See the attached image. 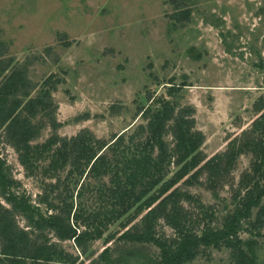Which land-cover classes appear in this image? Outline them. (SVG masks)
I'll use <instances>...</instances> for the list:
<instances>
[{
    "label": "rangeland",
    "instance_id": "obj_1",
    "mask_svg": "<svg viewBox=\"0 0 264 264\" xmlns=\"http://www.w3.org/2000/svg\"><path fill=\"white\" fill-rule=\"evenodd\" d=\"M0 46V86L12 74L26 75L29 82V98L11 100L21 101L16 113L38 130L34 146L59 137L56 148L83 135L99 147L98 142L111 145L124 133L125 142L117 144L115 154L107 152L115 157L126 149L130 155L135 148L129 137L146 125L141 110H154L168 100L177 111H193V131L204 138L196 152L199 164L177 185V204L159 221L157 237L170 242L179 231L201 235L207 228H222L254 184L255 155L246 145L264 133V0H0ZM56 82L63 83L51 91ZM47 90L51 98L45 110L37 107L32 115L23 108ZM168 125L164 141L169 157L163 169L171 179L182 164L177 163L174 122ZM7 132L0 125V159L16 181V193L37 201L51 179L41 168L27 173ZM71 167L58 171L53 181L63 182ZM86 175L73 179L74 211L82 208V229L99 228L100 239L79 248L52 231L31 229L22 213L11 211L16 224L32 239L71 256L73 264H157V246L124 237L141 226L140 219L129 223L124 217L109 225L112 175ZM0 202L11 208L1 193ZM42 210L47 211L45 206ZM256 212L242 221L239 235L258 241L256 264H264V229L261 237L248 232ZM1 244L0 239V255ZM188 264H235V258L230 249L210 247Z\"/></svg>",
    "mask_w": 264,
    "mask_h": 264
},
{
    "label": "trees",
    "instance_id": "obj_2",
    "mask_svg": "<svg viewBox=\"0 0 264 264\" xmlns=\"http://www.w3.org/2000/svg\"><path fill=\"white\" fill-rule=\"evenodd\" d=\"M9 67L10 63L5 64L1 73H6ZM62 83L56 82L51 91L56 89L57 84ZM45 84H49V79ZM26 88L29 89L26 75L12 74L3 81L0 86V125L6 126L8 142L15 148L19 162L27 173L30 175L41 168L44 176L51 181L38 195V200L33 202L30 196L16 193V181L8 175V167L0 159V193L11 205L9 209L0 202V264L5 261H10L9 264H27L28 261L33 264H73L71 256L65 255L61 250L57 252L55 245L46 241L38 242L31 238L27 230L20 229L11 211L22 213L29 221V227L41 234L49 230L60 241H74L77 247L86 248L88 242L100 239L103 233L99 228L94 231L89 228L82 229L79 220L83 210L77 208L74 211L72 182L73 179L81 181L86 174V177L92 175L99 178L106 173L112 175L114 183V190L109 195L114 202L109 225L124 217L129 218V223L140 219L141 226H136L133 234L125 232L124 237L134 242L157 246L161 251V259L157 264H188L197 259L202 249L210 247L230 249L235 264H256L258 241H244L239 231L242 221L249 220L254 209L257 212L255 219L249 223L248 232L261 237V230L264 229V133L259 139L254 138L246 145L255 155L252 179L256 180L245 192L236 212L226 219L223 227L207 228L201 235L179 231V237L168 242L157 237V225L161 219L168 218L169 206H176L180 195L177 185L184 181L189 172L197 168L199 161L196 152L204 141L201 133L193 131L195 121L190 117L193 111H177L175 105L168 100L159 101L154 110H141L146 125L139 127L140 134L137 132L129 137L135 151L128 155L124 149L121 154L110 157L107 150L115 154L117 144L125 142L124 133L115 138L111 145H101L98 142L99 147L93 146L94 139L86 140L83 135L66 140L56 148L54 146L61 141L59 137L34 146L32 143L38 136V130L34 129L29 120L21 119L20 113H16L22 107L21 101L11 100L20 96L29 98L30 93ZM170 88L172 89H169V94L172 95L175 87ZM51 91H45L43 97L29 99L23 108L29 109L32 115L37 107L45 110L46 99L51 98ZM171 121L174 122L172 128L177 163L182 164V167L168 179L169 173L163 169L169 157L164 136ZM146 133L147 136L142 142H135L137 137ZM157 150L159 153L155 156ZM45 162L47 164L41 165ZM68 165L73 167L67 172L65 180L53 181L57 177L56 173ZM62 184L65 188L60 191L59 185ZM82 185L83 183L77 193L78 198L83 196ZM42 206L46 207L45 213ZM107 253L108 250L104 255L107 256Z\"/></svg>",
    "mask_w": 264,
    "mask_h": 264
}]
</instances>
